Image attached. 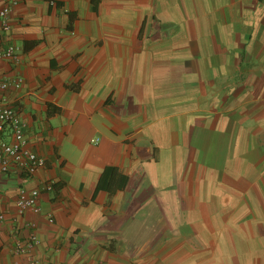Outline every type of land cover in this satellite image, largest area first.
<instances>
[{"label":"crops","instance_id":"1","mask_svg":"<svg viewBox=\"0 0 264 264\" xmlns=\"http://www.w3.org/2000/svg\"><path fill=\"white\" fill-rule=\"evenodd\" d=\"M54 1L8 15L0 95L45 165L0 174V264L30 232L36 264H264V0Z\"/></svg>","mask_w":264,"mask_h":264},{"label":"built area","instance_id":"2","mask_svg":"<svg viewBox=\"0 0 264 264\" xmlns=\"http://www.w3.org/2000/svg\"><path fill=\"white\" fill-rule=\"evenodd\" d=\"M16 4L17 0H0V58L12 62H17L20 59V54L14 43L5 41V36L10 30L8 15ZM50 4L56 5L54 0H50ZM21 80L20 77L0 79V93L8 89L10 85L19 87ZM24 128L25 123L18 110L7 101L6 97L0 95V174L16 170L31 176L39 168L44 167L45 158L29 147ZM4 133L8 134L7 139L2 138ZM41 189H53V182L45 181ZM41 189L19 187L15 201L17 211L22 213L24 210L30 209L38 213ZM3 219L4 214L0 213V221ZM48 220H52L50 215H48ZM38 242L39 239L34 232H30L22 238L15 237L12 252L15 255L25 256L24 264H36L31 251ZM1 246L0 240V249Z\"/></svg>","mask_w":264,"mask_h":264},{"label":"trees","instance_id":"3","mask_svg":"<svg viewBox=\"0 0 264 264\" xmlns=\"http://www.w3.org/2000/svg\"><path fill=\"white\" fill-rule=\"evenodd\" d=\"M97 3V0H91V7L92 9H95V5ZM35 42H30V45H34ZM116 169L114 167H106L104 169V172L102 173V176L99 178L98 183L96 185V190L101 188L105 189L107 191H110L113 187H119V185H123V182L125 183L127 178H116L115 173Z\"/></svg>","mask_w":264,"mask_h":264}]
</instances>
